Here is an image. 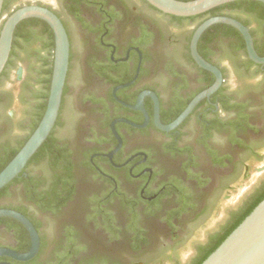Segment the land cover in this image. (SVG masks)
<instances>
[{"label":"flooded vegetation","instance_id":"af4514ba","mask_svg":"<svg viewBox=\"0 0 264 264\" xmlns=\"http://www.w3.org/2000/svg\"><path fill=\"white\" fill-rule=\"evenodd\" d=\"M26 5L51 10L69 36V70L52 133L71 156L76 186L57 212L45 209L44 204L58 202L48 191L52 176L44 172L45 164L27 165L34 199L23 184L9 185L0 209L30 215L35 223L23 214L36 228L40 248L29 261L1 255L0 264H86L92 258L127 264L123 248L135 238L141 245L133 251L148 264H191L198 246L227 225L264 180V65L251 60L259 68L246 69L239 56L227 51L221 56L208 45L211 64L224 82L178 127L163 131L147 93L158 99L160 122L170 125L216 81L193 59L197 28L191 21L174 20L146 0H26L12 10ZM5 18L0 17V35ZM245 22L255 46L264 49V17ZM27 28L21 36L14 33L0 75V165L32 133L39 106L48 104L44 95H50L46 80L54 67V32L43 20ZM75 67L80 70L76 86ZM232 67L245 77L236 88L228 75ZM143 94V108L135 109ZM235 102L246 104L258 129L239 133L247 149L229 140L235 115L224 105ZM66 129L71 137H63ZM210 151L225 165H216ZM80 170L92 176V184ZM182 207L172 218L174 231L166 219ZM90 217L103 226L102 233H92ZM22 227L0 224V249L28 252L31 246L25 250L24 245L27 238L32 245V239ZM107 233L116 237L117 248L107 247Z\"/></svg>","mask_w":264,"mask_h":264},{"label":"water","instance_id":"95a60500","mask_svg":"<svg viewBox=\"0 0 264 264\" xmlns=\"http://www.w3.org/2000/svg\"><path fill=\"white\" fill-rule=\"evenodd\" d=\"M4 1L5 0H0V17L2 15ZM146 1L155 9L166 15L190 18L205 14L219 6L243 0H193L187 2L179 0ZM251 1L264 4V0ZM31 18L40 19L48 23L55 35V58L50 95L45 114L37 129L19 153L0 173V190L6 187L24 171L32 157L51 135L60 113L69 70L70 40L62 21L55 13L47 8L38 5H26L15 10L8 16L1 30L0 75L4 71L9 59L17 26L22 21ZM217 24H225L237 29L244 37L250 60L256 64L264 65V56L262 57L257 53L253 37L249 29L243 23L226 16L209 18L195 30L191 41V52L194 61L201 68L213 73L216 77V81L209 89L198 95L186 110L170 125H163L160 122L158 99L155 94L147 93L155 100L156 123L161 130L171 131L178 127L190 113H192L201 100L210 98L224 82L221 71L216 66L206 61L198 51V45L203 34L210 27ZM145 95L146 94L141 95L138 106L135 107V109L143 108ZM113 130L115 131L114 126ZM0 217H10L17 220L28 230L32 239V245L28 252L16 253L6 249H0V256L8 255L18 261H29L33 259L40 248V237L33 223L22 213L13 210L0 209ZM203 264H264V200Z\"/></svg>","mask_w":264,"mask_h":264},{"label":"trees","instance_id":"16d2710c","mask_svg":"<svg viewBox=\"0 0 264 264\" xmlns=\"http://www.w3.org/2000/svg\"><path fill=\"white\" fill-rule=\"evenodd\" d=\"M14 0H5L4 1V7L2 11L1 18L10 16L15 10L19 9L20 7H17L15 10H12L11 5ZM179 1H193V0H179ZM155 9V8H154ZM158 11L157 9H155ZM162 13V12H161ZM217 16H226L234 18L244 25H247L245 22V19H254L256 21H260L261 18L264 17V4L257 2V1H251V0H243V1H237L229 4H225L222 6H219L217 8H214L210 10L209 12L195 16L190 18H180L171 16L174 20L177 21H191L196 27L198 28L203 22L208 20L212 17ZM5 18V19H6ZM40 22V20L37 19H30L27 21L22 22L19 24L15 31V36H21L25 34V32H28L27 26L31 23ZM28 33H26L27 35ZM53 37V36H52ZM213 45V48L216 49L219 55H223L224 52H228L230 56H239V63L246 67V69H249L251 67H257L256 64H254L251 60L248 59V54L246 50V42L244 40V37L242 34L235 29L232 26L225 25V24H217L212 27H210L201 37V40L199 42L198 50L201 56L207 60L208 62H212L210 58V52L208 45ZM256 51L260 56H264V49L260 48L258 45L255 46ZM225 55V54H224ZM235 58V57H234ZM249 71V70H248ZM53 68L49 71L50 79H47L49 86L51 84V77H52ZM238 72L243 74V70L238 68ZM241 78H245L243 75H241ZM44 81V82H46ZM50 89V87H49ZM264 96V94H263ZM49 97V93L44 95L45 100ZM226 108L234 112V120L230 123L229 128V140L234 145H238L240 149L248 148L246 142L239 137L240 132H248L249 130H255L258 131L257 127L254 126L251 123L252 117L250 114L247 113V106L246 104H241L238 102H235L233 105H224ZM47 103H42L37 112L38 120L34 124L32 128V133L23 141L19 142L18 146L14 151H12L11 155L5 159V162L0 165V173L3 171V169L11 162V160L19 153V151L23 148V146L26 144L28 139L31 137V135L34 133L36 128L39 125L40 120L43 118L45 111H46ZM61 141H58L55 139L53 133L49 136V138L46 140V142L41 146V148L37 151V153L32 157L30 162L28 163V166H31L33 164L47 165L46 171H44L47 174H50L52 176L51 184L48 189L49 195L51 199L54 200L57 199L56 205L51 204H44L45 209H49L53 212H57L61 206L72 196V194L75 191L76 186V174L73 171V163L71 162V156L69 152L67 151L66 147L61 146ZM210 155L213 158V161L216 165L223 166L224 159L220 158L216 154H214L212 151H210ZM84 165V162H83ZM18 176L16 177L8 186L4 187L0 190V198L5 196L8 192L9 185H15V184H23L25 186L26 191L28 192V195L30 198L34 199L33 189V177L27 173V168ZM27 175H29L27 178ZM45 175V174H43ZM203 184V183H202ZM264 200V180L262 181L261 185L253 191L244 201L243 205L235 211H233L230 215V221L227 223V225L222 226L220 230L215 233L214 235H211L209 238V241L206 245H200L198 246V255L195 256V258L192 260L191 264H203L204 261L208 259V257L215 252L222 243L244 222V220L255 210V208ZM184 207V205H183ZM182 207L181 210H179L177 213L173 214V216H169L166 221L169 223L170 227L172 229H176V226H173L172 224V218L174 216L180 215L184 210ZM2 208V207H0ZM4 208V207H3ZM28 218L31 219L32 222L35 223L34 219L26 214ZM0 224H4L6 226L10 227H16L22 229L23 225L19 223L17 220L13 218L8 217H2L0 218ZM132 229V227H130ZM23 230V229H22ZM27 233V232H26ZM28 236V234L26 235ZM136 241H133V245L131 248L133 250H137L140 248V243L137 238H135ZM31 242L27 238V241L24 245L26 248L25 250H28L30 248ZM178 263V262H177ZM86 264H121L117 261L111 262L108 258L98 259V258H92L89 260ZM180 264V263H178Z\"/></svg>","mask_w":264,"mask_h":264},{"label":"rangeland","instance_id":"374dc122","mask_svg":"<svg viewBox=\"0 0 264 264\" xmlns=\"http://www.w3.org/2000/svg\"><path fill=\"white\" fill-rule=\"evenodd\" d=\"M25 1L26 0H14L13 3H12V5H11V8H13L15 6L22 5V4L25 3ZM75 43H76V47H77L78 46V43L77 42H75ZM79 72H80V70H79L78 67H75L73 69L72 79H73V83H74L75 86L78 83V74H79ZM228 75H229V78H230V80L232 82V86L234 88H236L237 85H238V83H239V81L242 79L241 78V75L242 74L240 72H238V69H236L235 67H232L228 71ZM257 79L261 81L262 78L261 77H257L256 80ZM78 104H79V101H78ZM75 111H76V106H74V108L72 107V109H71V112L72 113L75 112ZM25 132H27V131H23V133L21 135L22 136L25 135ZM62 135H63V137H71L72 136V133L68 129H66L64 132H62ZM80 171L81 172H79V175L80 176H84L85 177L84 179L86 180V182L87 181L88 182L93 181L92 176L90 177V175L88 174V172L86 170H80ZM92 183L93 182H91V184ZM87 223L90 226V229H91L92 233L94 232V234H96V235L102 233L103 226L99 225V223L97 221L93 220L90 217V220ZM211 226H212V224H211ZM162 227H165L164 224H162ZM107 236H108V239H109L108 240V243H107V247L108 248H117L119 243L117 242L116 237L113 236V235H111L110 233ZM84 247H87V245H84L83 247H79L78 249H83ZM123 249H124V252H125L124 255L127 253L125 255V259L127 258L126 259L127 264H140L141 262H144V261L147 262L145 259H142L139 256V254H135L134 251H133V249H131V247L125 246V248H123ZM89 251H91V252H89L90 254H93L94 249L89 248ZM147 264H148V262H147Z\"/></svg>","mask_w":264,"mask_h":264}]
</instances>
